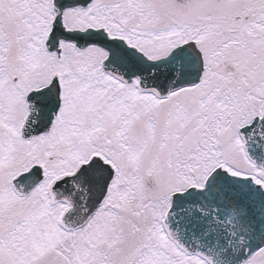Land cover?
Returning <instances> with one entry per match:
<instances>
[{
	"label": "snow or ice",
	"instance_id": "6c2138e0",
	"mask_svg": "<svg viewBox=\"0 0 264 264\" xmlns=\"http://www.w3.org/2000/svg\"><path fill=\"white\" fill-rule=\"evenodd\" d=\"M0 264H264V0H0Z\"/></svg>",
	"mask_w": 264,
	"mask_h": 264
}]
</instances>
